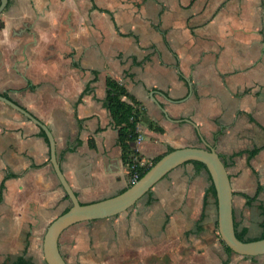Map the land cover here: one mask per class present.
Instances as JSON below:
<instances>
[{
    "label": "crops",
    "instance_id": "crops-1",
    "mask_svg": "<svg viewBox=\"0 0 264 264\" xmlns=\"http://www.w3.org/2000/svg\"><path fill=\"white\" fill-rule=\"evenodd\" d=\"M107 76L140 102L132 158L146 166L170 146H205L202 137L229 175L235 231L257 238L264 0H6L0 93L50 129L59 166L81 202L131 183L105 104ZM41 130L0 100V264L21 254L27 264H43L46 227L71 204ZM213 224L210 175L186 160L125 210L68 225L58 247L68 264H264V253L228 252Z\"/></svg>",
    "mask_w": 264,
    "mask_h": 264
},
{
    "label": "water",
    "instance_id": "water-1",
    "mask_svg": "<svg viewBox=\"0 0 264 264\" xmlns=\"http://www.w3.org/2000/svg\"><path fill=\"white\" fill-rule=\"evenodd\" d=\"M5 2L6 0H0V11ZM0 100L22 113L44 131L48 139L53 169L71 202L66 210L49 222L44 232L42 251L47 264H68L58 247L59 235L68 225L81 220L114 215L125 210L171 168L191 159L202 161L210 175L216 195L217 229L223 242L232 251L243 255L264 253V236L247 240L237 237L233 220L232 188L229 175L218 152L202 137L200 139L205 146L185 145L166 151L140 177L120 192L93 201L81 202L62 173L55 154L54 138L47 125L26 108L1 93Z\"/></svg>",
    "mask_w": 264,
    "mask_h": 264
},
{
    "label": "trees",
    "instance_id": "trees-1",
    "mask_svg": "<svg viewBox=\"0 0 264 264\" xmlns=\"http://www.w3.org/2000/svg\"><path fill=\"white\" fill-rule=\"evenodd\" d=\"M123 96H125L127 99L123 98ZM105 104L110 110L113 125L117 128L118 142L122 149L123 161L127 164L129 173L132 171L130 165L134 164V167H136L139 172L138 177H140L149 168V166L161 156L160 155L154 158L151 161V164H148L146 166L137 165V159H134L131 156L133 154H137L136 149L132 146V142L135 141L138 134L137 123L143 117V113L140 108V102L138 101V99L135 98L134 95H132L126 89V87L122 83H120L118 80H116L113 77L107 76ZM147 125L156 130H162L161 126H159L156 122L150 119L147 120ZM41 133L45 136L44 131L41 130ZM172 148L173 147L170 146L166 151H169ZM255 151L256 150H250L248 158L251 157V155H253ZM191 161H193L198 166L206 167L202 161L196 159H191ZM2 184L3 181L1 182L0 185ZM211 188L213 192H215L212 181H211ZM259 188H260V184L258 183L253 197L257 195ZM245 196L249 197V195L247 194H245ZM260 210L263 215V219L260 221V225L263 230L258 237H263L264 236V206L262 204L260 205ZM235 233L237 237L240 239L243 240L248 239L245 238L243 234L239 233L238 231H235ZM224 245L228 252L232 251V249L229 246H227L226 244ZM27 263L28 260L23 257V254H21L18 255L11 264H27Z\"/></svg>",
    "mask_w": 264,
    "mask_h": 264
},
{
    "label": "built area",
    "instance_id": "built-area-1",
    "mask_svg": "<svg viewBox=\"0 0 264 264\" xmlns=\"http://www.w3.org/2000/svg\"><path fill=\"white\" fill-rule=\"evenodd\" d=\"M140 137V135H138L137 134V137L136 138H139ZM137 165H139V166H145L144 165V161H140V160H137ZM130 168H132V171H131V177H130V179H131V182H133L134 180H136L137 178H138V170H137V168L136 167H134V164H131L130 165Z\"/></svg>",
    "mask_w": 264,
    "mask_h": 264
},
{
    "label": "rangeland",
    "instance_id": "rangeland-1",
    "mask_svg": "<svg viewBox=\"0 0 264 264\" xmlns=\"http://www.w3.org/2000/svg\"><path fill=\"white\" fill-rule=\"evenodd\" d=\"M131 172H130V177H131ZM214 225V231H215V233H216V235L218 236V238H219V242H220V244L221 245H223V240L221 239V237H220V235H219V233H218V229H217V225L216 224H213ZM256 234H258V232H256ZM222 240V241H221ZM40 252H41V249H40ZM38 253L39 255H41V253ZM42 263L43 264H46V262H45V260L42 258ZM75 264H79V263H75Z\"/></svg>",
    "mask_w": 264,
    "mask_h": 264
}]
</instances>
